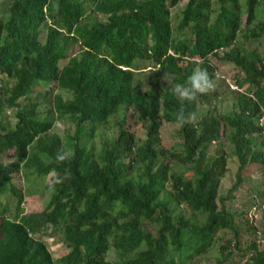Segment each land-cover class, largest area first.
Returning a JSON list of instances; mask_svg holds the SVG:
<instances>
[{"label": "trees", "instance_id": "1", "mask_svg": "<svg viewBox=\"0 0 264 264\" xmlns=\"http://www.w3.org/2000/svg\"><path fill=\"white\" fill-rule=\"evenodd\" d=\"M178 2L0 0V264H264V220L258 236L224 204L248 169L264 172V51L243 46L264 38V0H187L171 15ZM213 60L239 71L235 89L217 83ZM144 62L156 71L142 91L134 72ZM197 68L215 86L191 102L159 82L167 74L174 87ZM224 90L233 104L221 113ZM126 109L144 139L124 116L94 147L98 127ZM55 120L72 134L55 132ZM164 124L179 143L159 144ZM226 146L237 166L219 196ZM47 175L46 205L25 212ZM43 236L65 252L53 259Z\"/></svg>", "mask_w": 264, "mask_h": 264}, {"label": "rangeland", "instance_id": "2", "mask_svg": "<svg viewBox=\"0 0 264 264\" xmlns=\"http://www.w3.org/2000/svg\"><path fill=\"white\" fill-rule=\"evenodd\" d=\"M187 2V0H179L178 4L171 9V15L178 13L182 10V7ZM244 19V16L243 18ZM42 34L45 32L44 25L42 26ZM249 49H256L257 51H264V38H261L258 42L245 43L243 45ZM65 63V60L59 62V66ZM145 68L137 70L134 72L135 78L140 80V90H146L148 88V81L155 78L156 67L151 62H144ZM211 66L216 74L217 83L223 82L228 86L229 90L235 89L232 84V80L239 75V71L232 67L231 65L223 64L216 60L211 61ZM198 69V68H197ZM159 82L173 91V86L170 83V77L167 74L159 75ZM225 88V86L223 87ZM241 89H245L242 87ZM56 91H52L55 93ZM233 104V96L230 92L225 91L213 104L216 111L224 113L231 110ZM212 105V104H211ZM200 111L205 106H200ZM211 108V107H210ZM5 120L7 121L10 128L13 127L15 123L14 110L6 109L4 112ZM126 118L127 125L133 134V136L139 140L145 137V123L139 121L135 113L131 109H126L120 112L118 115L113 116L106 125H101L98 127L97 132L99 134L90 139V143L98 148L105 138L112 137L116 133V127L114 124L122 117ZM53 130L59 134H72L74 130L73 124L64 120H55L53 124ZM160 145L163 147H169L173 144L180 142V137L177 132L176 125L164 124L159 130ZM217 148V149H216ZM209 152L211 154H220L217 144L213 145ZM226 168L223 177L220 180L218 187L219 196H225L228 189L234 184V174L237 166L235 157L232 150L226 146ZM49 175H47L43 180H36L33 188H36L37 193L31 197H25L23 203L21 204L25 212H35L40 211L47 203L50 196V189L44 187L48 184ZM247 178L241 183V185L234 191V199L226 201L224 204L228 209L233 212L234 215L240 214L242 212L243 217L248 219L250 225L256 227L257 235L261 236V226L264 220V172L262 170H254L252 168L248 169L245 175ZM15 183L18 188L26 189L28 183L22 181L19 176H14ZM46 244L53 259L60 257L64 252L65 248L60 244L56 236H43L41 238ZM108 258L113 260L115 258V253L109 252ZM207 260L203 259L201 263H205Z\"/></svg>", "mask_w": 264, "mask_h": 264}, {"label": "clouds", "instance_id": "3", "mask_svg": "<svg viewBox=\"0 0 264 264\" xmlns=\"http://www.w3.org/2000/svg\"><path fill=\"white\" fill-rule=\"evenodd\" d=\"M214 83L210 80L208 73L205 70L194 69L190 75L186 77L183 83H178L173 87V93L182 102H191L197 94L206 93L214 88ZM177 119L181 124L186 122V117L183 113H178ZM67 153L59 156V159H64Z\"/></svg>", "mask_w": 264, "mask_h": 264}]
</instances>
